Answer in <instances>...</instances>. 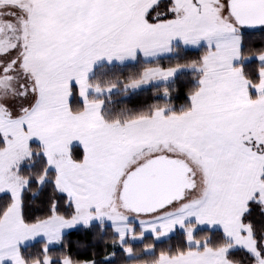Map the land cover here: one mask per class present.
Here are the masks:
<instances>
[{"label": "snow or ice", "instance_id": "6c2138e0", "mask_svg": "<svg viewBox=\"0 0 264 264\" xmlns=\"http://www.w3.org/2000/svg\"><path fill=\"white\" fill-rule=\"evenodd\" d=\"M245 28H264V0H0V90L15 92L0 100V264H74L48 246L94 219L121 244L182 229L186 248L156 264H230L233 250L264 264V42L249 46ZM175 38L207 46L187 65L199 74L187 108L106 120L88 92L115 84L90 82L93 64L167 51ZM181 67L148 68L128 86ZM45 187L32 214L25 193ZM203 226L222 243L198 239ZM38 236L29 260L20 245Z\"/></svg>", "mask_w": 264, "mask_h": 264}, {"label": "trees", "instance_id": "16d2710c", "mask_svg": "<svg viewBox=\"0 0 264 264\" xmlns=\"http://www.w3.org/2000/svg\"><path fill=\"white\" fill-rule=\"evenodd\" d=\"M242 33L249 46L252 44L259 46L260 43L264 42V28L245 30ZM205 50L204 47L198 50H189L176 45L172 55L154 61L145 62L138 58L135 62L125 65H100L93 70L88 78L89 81L99 84L102 89L115 84L118 92L108 97H93L92 94L88 96L90 99L103 101L101 112L104 118L109 121L116 119L124 121L140 113L151 112L154 105L165 107L171 112H180L190 104L188 91L194 89L198 84L199 74L196 67L194 65L187 67V65L193 61H199ZM175 65H182V69L193 68L195 70L183 71L167 84L152 85L136 92H123V87L132 80L140 79L146 69L156 66L169 68ZM165 90H167V94ZM73 95L74 108L79 111L83 105L78 99V91H74ZM23 167L25 169L32 167V170L35 171L39 165L38 163L31 165L26 162ZM47 195V187L43 189L30 188L25 193L27 203L32 208V214H42L40 208L46 201ZM134 232L139 233L140 231L135 227ZM195 234L198 239H210L213 244L222 243V233L220 231L200 229ZM117 242L118 239L111 227L103 224H91L66 233L62 236L59 247L48 248V250L51 256L56 259L70 256L74 264H80L84 259H92L95 264H154L162 252L174 254L187 246L184 233L179 231L161 242H155L152 236H145L139 243L130 244L126 242L123 245V247L131 248L132 257L127 258L123 249L115 246ZM43 244V241L34 242L20 248L21 253L31 260L40 254ZM147 250L151 252L146 253ZM109 256H111V259L105 260ZM230 264H248V262L240 250H233Z\"/></svg>", "mask_w": 264, "mask_h": 264}, {"label": "rangeland", "instance_id": "374dc122", "mask_svg": "<svg viewBox=\"0 0 264 264\" xmlns=\"http://www.w3.org/2000/svg\"><path fill=\"white\" fill-rule=\"evenodd\" d=\"M250 29L251 28L242 29V32L245 31V30H250ZM255 29H258V28H255ZM175 40L177 41V43L174 41L175 43L171 44L172 46H171V48L169 47V50L155 52L154 54L146 56L145 59H143V60L145 62H150V61H154V60H156L158 58H161V57L170 56V55L173 54L174 46H176V45H179L182 48L189 49V50H198L200 48H203V47L206 48L207 47L206 43L204 41H201L198 45H191V44L183 43V41L180 38H177ZM102 60H104V59H102ZM102 60H100V61L98 60V61H96L93 64L92 69L88 73V78H89V76H91V74L93 72L92 70H93V68L95 66H98L99 64H102L103 62H105V61H102ZM105 60H107V59H105ZM136 60H137L136 57H134V58L126 57L125 59L120 60V61L116 60V62H118L117 64L125 65V64H128V63H133ZM192 70H195V69H193V68H189V69L179 68V70L175 71L174 75L169 77L168 79H160V78L151 79L148 83H141L138 87H130V86H128L129 84H127V85H125L123 87V92H136V91L148 88V87H150L152 85L167 84V83L171 82L174 79V77L176 75H178L179 73H181L183 71H192ZM77 91H78V89H77ZM116 92H118V90L115 87H112L111 91H102L100 93H95L92 89H89L88 95L92 94L93 97H108L109 95H111L113 93H116ZM14 99H15V92L14 91L9 90V91L5 92L3 90H0V100H7L8 102H14ZM78 99L83 105V99L80 98L79 95H78ZM98 101L102 102L101 103V109H102L103 101L102 100H98ZM34 143H36V142L34 141ZM124 214L129 216L127 223L132 225L133 231H134L135 227H137L140 232L143 231V226L140 224L139 220L135 216H132L131 213H127V212H124ZM91 224H103V225L111 227L112 230H113L114 235L118 238V233L114 230L112 223L110 221H108L107 219H105V220H95L94 219L89 225H91ZM79 227H87V226H84L83 224H77L73 228L64 229V230H62L61 238L66 233H68V232H70V231H72V230H74L76 228H79ZM200 229H206V230H210V231H219V229H209V228H207V226H203V227H198L197 228V230H200ZM176 231L184 233L182 229L177 228L175 231H172V232H170V233H168L166 235H161L159 237H155L154 234L152 233V231L147 230V231H143V235H141V236H137L135 238L126 237L124 239V241L122 242V244L117 242V244L115 246L117 248L123 249V251H124L123 245L126 242L130 243V244H136V243L141 242L143 237H145V236H152L153 239L155 240V242H161V241H164V240L168 239ZM37 241H43L45 243L44 237L43 236H38L35 239H30V240L25 241L23 244L20 245V248H23V247H26L28 245H31V244H33L34 242H37ZM60 243H61V239H60L59 242H53V243L49 244L48 248L59 247ZM186 243H187V241H186ZM150 252H151L150 250L146 251V253H150ZM124 253L126 254L127 258H131L132 257L131 253H126L125 251H124ZM110 259H111V256L105 258V260H110ZM154 264H156V262Z\"/></svg>", "mask_w": 264, "mask_h": 264}, {"label": "crops", "instance_id": "0c3cea01", "mask_svg": "<svg viewBox=\"0 0 264 264\" xmlns=\"http://www.w3.org/2000/svg\"><path fill=\"white\" fill-rule=\"evenodd\" d=\"M175 39H177V38H175ZM172 40L171 41V43H170V48H171V44H174L175 42L177 43V41L176 40ZM175 41V42H174ZM135 57H136V59H138V58H140V59H145V55H143L141 52H139V51H137V53H136V55H135ZM102 59H104V60H102ZM106 58H101L100 60H102V61H105V62H103L102 64H99L98 66H100V65H103V64H106V65H113V64H116V65H120V64H117L118 62H116V59L114 58L111 62H109V61H107V60H105ZM99 60V61H100ZM144 61V60H143ZM98 66H95L94 68H93V70L96 68V67H98ZM92 70V71H93ZM90 77V76H89Z\"/></svg>", "mask_w": 264, "mask_h": 264}, {"label": "water", "instance_id": "95a60500", "mask_svg": "<svg viewBox=\"0 0 264 264\" xmlns=\"http://www.w3.org/2000/svg\"><path fill=\"white\" fill-rule=\"evenodd\" d=\"M259 29V28H258ZM250 30H255V29H250Z\"/></svg>", "mask_w": 264, "mask_h": 264}]
</instances>
